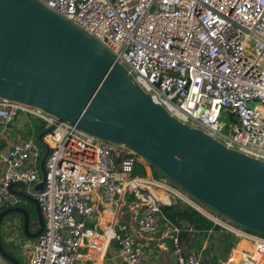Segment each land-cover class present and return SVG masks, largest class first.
<instances>
[{
	"label": "built area",
	"instance_id": "1",
	"mask_svg": "<svg viewBox=\"0 0 264 264\" xmlns=\"http://www.w3.org/2000/svg\"><path fill=\"white\" fill-rule=\"evenodd\" d=\"M37 1L106 48L171 116L264 161V0ZM225 112L235 118L232 127L222 122ZM18 118L30 135L0 147V210L28 201L11 192L13 182H24L25 191L38 199L44 230L18 241L28 264H82L84 244L87 258L95 259L105 256L113 240L124 264H141L154 251L162 206L177 199L213 223L209 234L221 227L253 240L251 250L236 252L224 264L264 260V235L216 212L168 177L137 171L140 157L128 146L87 133L40 107L0 97L1 131ZM33 119L45 125L43 140L50 148L44 177ZM130 194L143 207L138 228L146 239H137L117 220ZM97 202L115 218L106 231L94 222ZM178 231L169 235L177 264H203L202 252L186 251Z\"/></svg>",
	"mask_w": 264,
	"mask_h": 264
},
{
	"label": "water",
	"instance_id": "2",
	"mask_svg": "<svg viewBox=\"0 0 264 264\" xmlns=\"http://www.w3.org/2000/svg\"><path fill=\"white\" fill-rule=\"evenodd\" d=\"M0 97L40 107L87 133L128 146L216 212L264 235V161L171 116L106 48L37 0H0ZM45 133L38 137L45 148L43 177L50 151ZM25 188L21 181L10 185L12 193L35 205L37 229L31 228L27 209L17 206L0 211V230L4 217L18 212L26 236L35 238L45 221L38 199ZM0 253L21 264L5 250L1 233Z\"/></svg>",
	"mask_w": 264,
	"mask_h": 264
},
{
	"label": "crops",
	"instance_id": "3",
	"mask_svg": "<svg viewBox=\"0 0 264 264\" xmlns=\"http://www.w3.org/2000/svg\"><path fill=\"white\" fill-rule=\"evenodd\" d=\"M0 126V147L8 148L14 143L19 142L24 139L27 135V130H29V126H27L20 118L16 119L14 122L10 123L4 131H1ZM28 137V136H27ZM4 167V163L0 161V170ZM145 171L148 174H154L156 177H163L162 175H157L153 171V167L151 165H146ZM19 189V188H18ZM25 208V207H24ZM36 208V207H35ZM6 209V208H5ZM118 207L113 206L112 210H117ZM4 210L2 208L0 211ZM143 211V207L137 202L135 196L130 194L127 196V201L122 204L119 208L118 221H121L127 225L128 233L136 237L137 239H146L147 235L143 234L138 228V219ZM18 213V212H14ZM14 213H10L7 217L4 225V230L8 231V237L5 234V242L7 243L8 253L12 256H18L21 259V264H28L24 259V253L18 241H22L24 239H34L29 238L22 233V224L23 219H20ZM21 215V213H19ZM13 220L12 222H10ZM115 218L112 213H109L106 210V207L102 202H97L96 213L94 222L99 230L106 231L111 225H113ZM160 227L157 234L152 237V243L154 246V251L146 254L143 262L141 264H177V256L174 253L173 247L169 240V235L173 232L174 226L170 220L165 219V217L160 216L159 221ZM16 225V228H15ZM38 227V223L36 225ZM37 227H31L33 230L37 229ZM179 230V228H178ZM12 234V235H11ZM181 243L186 251H198L203 254L206 252V249L209 245V240H200V235L198 231L192 230V240L194 241L195 248L186 249L187 244L186 241L181 238V232L178 231ZM36 238V237H35ZM18 240V241H17ZM253 246V240L247 236H235L232 240L231 251L226 257L223 255H219L220 261L215 262L214 264H224V262L231 261L233 255L240 250H251ZM86 244H84V248L80 253L82 260V264H124L119 257V248L117 242L112 241L110 246L108 247L106 254L104 257L97 256L95 259H88L85 255L86 252ZM188 248V247H187ZM225 260V261H224ZM203 262V261H202ZM0 264H13L6 258H4L0 253ZM203 264H205L203 262ZM260 264H264V260L261 261Z\"/></svg>",
	"mask_w": 264,
	"mask_h": 264
},
{
	"label": "trees",
	"instance_id": "4",
	"mask_svg": "<svg viewBox=\"0 0 264 264\" xmlns=\"http://www.w3.org/2000/svg\"><path fill=\"white\" fill-rule=\"evenodd\" d=\"M33 126L35 127V138L38 140L39 135L46 131V127L43 123H41L37 119L32 120ZM30 133V129L27 130V134ZM29 137V135H27ZM25 137L24 139L28 138ZM44 153H45V148H44ZM43 153V154H44ZM140 157V156H139ZM140 162L138 164L137 171H140L142 173H145V165L144 164H149L153 168L152 164H150L148 161L144 160L142 157H140ZM28 205H32L34 207V216L37 218V211L35 208V205L27 201L23 207L27 209V211L30 214V219H32V213L31 210L29 209ZM5 209V208H4ZM9 215L4 217L1 225V239L4 245V248L8 250L7 243L5 242V230H4V225L5 221ZM22 219L23 215L21 214ZM161 216L165 217V219L170 220V222L179 228L181 232V238L186 241L187 247L186 249H191L195 248L196 246L194 245V241L192 240V230L198 231L200 235V240H209V245L206 249V252L203 254L202 261L205 264H214L215 262H219L220 258L219 255H223V257H226V255L229 254L231 251V245H232V240L234 239V234L231 232H228L224 230L221 227H215L214 232L209 234L210 229L214 226L213 223L203 216L200 212H198L196 209L193 207L184 204L180 199H177L175 202H173L171 205H163L162 206V212ZM38 219V218H37ZM38 223V221H37ZM22 233L24 235V228L22 224ZM16 258L22 262L21 259L16 256ZM225 261V260H224Z\"/></svg>",
	"mask_w": 264,
	"mask_h": 264
},
{
	"label": "rangeland",
	"instance_id": "5",
	"mask_svg": "<svg viewBox=\"0 0 264 264\" xmlns=\"http://www.w3.org/2000/svg\"><path fill=\"white\" fill-rule=\"evenodd\" d=\"M222 122L223 124L226 126V127H232V125L235 124V118H233V121L231 120V115L230 113L228 112H225L224 115H223V118H222ZM226 132H230L229 129H225ZM41 150H42V153H44V147L41 145ZM144 159V158H143ZM145 160V159H144ZM153 171L157 174V175H162L164 176V174L158 169V168H153ZM41 177H42V174H41ZM29 209L31 210V213H32V219H31V227H37V221H38V217L36 218V216H34V207L32 205H28ZM16 216H18L20 219H22V216L19 214V213H14ZM13 220H11L10 222H12ZM15 228H16V225H15ZM17 229V228H16ZM5 234H6V237H8V231H5ZM12 235V234H11ZM18 241V240H17Z\"/></svg>",
	"mask_w": 264,
	"mask_h": 264
}]
</instances>
